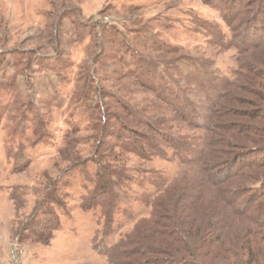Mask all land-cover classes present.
<instances>
[{"label": "rangeland", "instance_id": "rangeland-1", "mask_svg": "<svg viewBox=\"0 0 264 264\" xmlns=\"http://www.w3.org/2000/svg\"><path fill=\"white\" fill-rule=\"evenodd\" d=\"M76 11L79 22L73 24ZM209 25L227 32L218 10L202 0H0V264H108L95 244L113 242L117 231L128 230L148 214L153 194L178 167L169 152L149 160L124 154L128 169L140 172L136 180L118 187L115 233L109 236L104 235L99 210L80 208L96 170L90 155L98 105L112 102L108 95L126 83L108 77L119 67L120 56L132 61L135 47L153 53L146 47L154 42L175 46L176 54L186 58L169 72L180 80V95L188 96L206 117L209 92L185 78L194 60H206L221 76H231L237 67V51L218 46ZM91 66L97 69L98 82L92 75L77 78ZM158 70L167 68L162 64ZM77 87H83L81 99L74 94ZM131 88L127 96L132 103L142 108L157 104L152 94ZM242 120L250 131L264 126L262 116ZM65 135L76 143L72 157L79 155L71 166ZM53 188L60 197L57 204L48 201L47 190ZM47 204L52 209L49 224L59 226L49 242L42 243L32 229L47 218L40 212ZM128 211L132 218L126 217Z\"/></svg>", "mask_w": 264, "mask_h": 264}, {"label": "trees", "instance_id": "trees-1", "mask_svg": "<svg viewBox=\"0 0 264 264\" xmlns=\"http://www.w3.org/2000/svg\"><path fill=\"white\" fill-rule=\"evenodd\" d=\"M202 2L218 10L227 29L207 26L215 42L237 51V67L231 76L215 73L200 58L186 73L189 83L209 92L205 95L206 117L188 96L180 95V80L169 72L168 68L178 69L177 61L186 58L176 54L175 46L154 42L146 47L153 53L135 47L132 61L125 62L120 56L119 67L108 77L126 83L111 95L107 92L112 102L98 105L100 117L91 137L90 155L96 170L89 177L80 208L99 210L104 235L109 236L115 233L118 187L136 180L140 172L128 169L124 154L149 160L165 158L169 152L178 164L174 176L153 194L148 214L128 230L117 231L113 242L95 244L108 264H264V126L250 131L240 121L242 117L264 118V0ZM72 13L73 24H77L80 11ZM162 64L165 72L158 70ZM96 70L91 66L83 70L85 76L79 73L77 78L92 75L98 82ZM131 87L152 94L157 104L142 108L132 103L127 96ZM77 89L74 94L81 99L83 87ZM246 105L252 111H244ZM181 125L190 132H181ZM65 137L71 166L79 155L72 157L76 143ZM56 193L55 188L47 190L50 204L60 201ZM46 206L47 210L39 211L47 218L34 223L32 229L42 243H48L52 230L59 226L58 222L49 224L52 209ZM126 217L132 218V212Z\"/></svg>", "mask_w": 264, "mask_h": 264}]
</instances>
